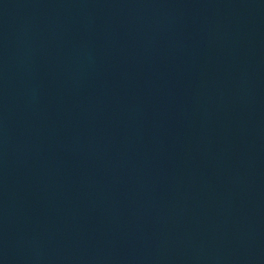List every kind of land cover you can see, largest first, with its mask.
I'll return each mask as SVG.
<instances>
[{
    "label": "water",
    "instance_id": "1",
    "mask_svg": "<svg viewBox=\"0 0 264 264\" xmlns=\"http://www.w3.org/2000/svg\"><path fill=\"white\" fill-rule=\"evenodd\" d=\"M0 264H264V0H0Z\"/></svg>",
    "mask_w": 264,
    "mask_h": 264
}]
</instances>
